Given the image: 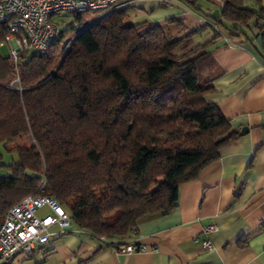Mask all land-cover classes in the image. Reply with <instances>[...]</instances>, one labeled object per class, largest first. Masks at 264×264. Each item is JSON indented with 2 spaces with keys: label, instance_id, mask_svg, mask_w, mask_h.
<instances>
[{
  "label": "trees",
  "instance_id": "obj_1",
  "mask_svg": "<svg viewBox=\"0 0 264 264\" xmlns=\"http://www.w3.org/2000/svg\"><path fill=\"white\" fill-rule=\"evenodd\" d=\"M181 1L210 20L215 38L219 28L245 42L256 28L264 49L261 0H222L218 17L205 0ZM66 14L74 22L46 53L22 54L15 65L0 49V145L31 140L4 150L17 160L5 163L0 152V168L11 172L0 176V223L24 197L44 194L80 230L126 243L140 222L176 208L180 187L239 132L200 79L213 43L133 24L124 6ZM7 34L0 24V39Z\"/></svg>",
  "mask_w": 264,
  "mask_h": 264
},
{
  "label": "crops",
  "instance_id": "obj_2",
  "mask_svg": "<svg viewBox=\"0 0 264 264\" xmlns=\"http://www.w3.org/2000/svg\"><path fill=\"white\" fill-rule=\"evenodd\" d=\"M203 2L211 12L223 4ZM120 6L128 7L129 21L144 23L143 28L161 24L172 37L192 33L193 46L213 43L200 74L212 87L207 99L239 138L222 147L197 179L180 187L176 208L139 223L132 240L147 245L146 251L118 253L75 226L46 247L4 264H264V49L254 38L258 30L251 28L252 40L245 42L219 28L215 38L210 20L181 0H122ZM243 127L248 131L241 135ZM210 224L218 230L205 234ZM203 240L213 249L205 250Z\"/></svg>",
  "mask_w": 264,
  "mask_h": 264
},
{
  "label": "built area",
  "instance_id": "obj_3",
  "mask_svg": "<svg viewBox=\"0 0 264 264\" xmlns=\"http://www.w3.org/2000/svg\"><path fill=\"white\" fill-rule=\"evenodd\" d=\"M121 1L0 0V24L6 25L8 30L6 37L0 39V49L7 43L10 50L8 57L18 65L22 54H44L49 50L60 32V25L54 20L55 15L110 11ZM42 209H47V213L40 215ZM73 225L68 212L53 197L44 194L24 197L9 209L0 223V264L21 253L46 247L53 237L71 230ZM217 230V225L210 224L205 227L204 233ZM104 241L110 244V241ZM202 245L205 250L213 249L210 240H203ZM112 246L118 253H136L148 249L138 240L114 242Z\"/></svg>",
  "mask_w": 264,
  "mask_h": 264
},
{
  "label": "rangeland",
  "instance_id": "obj_4",
  "mask_svg": "<svg viewBox=\"0 0 264 264\" xmlns=\"http://www.w3.org/2000/svg\"><path fill=\"white\" fill-rule=\"evenodd\" d=\"M54 20L61 25V28H65L67 24L73 23L74 22V17L73 16H67L66 13H59L54 16ZM75 28H79V24L74 25ZM9 45L6 43L3 47H1V53L3 56L7 57L9 56ZM181 52V51H180ZM200 79L202 80V77L200 76ZM31 145V140H22L19 141L17 144H8V145H0V152H3L4 154V159L3 162L8 163L11 162L13 159H18L17 153H9L7 151H4L5 149H8L9 151L14 150L17 146H30ZM11 172L8 171L5 168H0V176H8L10 175ZM47 213V209H42L39 214L44 215ZM75 227V225H73ZM25 253H21L18 255V258L24 257Z\"/></svg>",
  "mask_w": 264,
  "mask_h": 264
},
{
  "label": "water",
  "instance_id": "obj_5",
  "mask_svg": "<svg viewBox=\"0 0 264 264\" xmlns=\"http://www.w3.org/2000/svg\"><path fill=\"white\" fill-rule=\"evenodd\" d=\"M213 15L216 16V17H218V16H219V10H214V11H213ZM261 40H262L261 37H259V38H258V41H259L260 44H261ZM247 131H248L247 127H243V128L241 129V131H240V134L243 135V134L246 133Z\"/></svg>",
  "mask_w": 264,
  "mask_h": 264
}]
</instances>
